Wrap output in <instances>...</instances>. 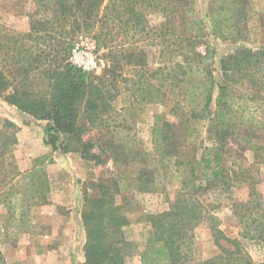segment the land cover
Returning <instances> with one entry per match:
<instances>
[{
    "label": "trees",
    "instance_id": "1",
    "mask_svg": "<svg viewBox=\"0 0 264 264\" xmlns=\"http://www.w3.org/2000/svg\"><path fill=\"white\" fill-rule=\"evenodd\" d=\"M33 2L36 11L27 34L14 37L0 23V61L9 68L0 67V98L49 122L44 144L53 152L78 153L97 163L111 159L115 168H122L131 154L135 162L139 155H147L128 139L123 113L157 103L171 107L174 121L167 115L155 117L152 156L160 164L166 162L164 168L180 174L182 184L168 211L146 216L152 233L139 253L140 264H264L257 263L243 243L264 242V201L253 184H249L247 200L232 203L241 228L234 239L219 228L212 205L198 195L199 173L209 182L224 186L232 182L224 156L227 139L245 142L254 151L264 149V46L256 50L241 47L226 56L217 82L215 51L206 41L203 20L196 15V0ZM154 17L160 22L154 24ZM208 17L215 38L237 42L244 36L249 12L244 0H212ZM84 36H92L97 48L104 51L109 64L102 76H92L69 62L76 41ZM125 37L129 44L123 43ZM141 43L159 49L160 67L153 73L146 71L148 56L139 49ZM201 45L205 54L198 50ZM9 61L14 66H7ZM10 67L17 68L13 81L8 75ZM163 72L162 83L154 84ZM35 81L45 88L37 91ZM122 96L126 106L116 108L115 102ZM205 122L216 142L211 148L201 147L199 141ZM94 131H101L97 142L90 136ZM1 141L0 152L8 154L11 142ZM54 163L52 155L39 157L25 175L22 190L12 185L4 195L2 201H9L14 221L28 217L32 207L49 204L47 167ZM139 171L141 175L134 179L137 191L159 189ZM127 174L126 170L119 179L96 182L93 194L84 196L83 264H126L131 244L123 228L130 225V217L122 180ZM19 194L25 197V204ZM206 222L218 253L195 263L194 233ZM13 226L22 230L18 224ZM0 264H7L1 249Z\"/></svg>",
    "mask_w": 264,
    "mask_h": 264
},
{
    "label": "rangeland",
    "instance_id": "2",
    "mask_svg": "<svg viewBox=\"0 0 264 264\" xmlns=\"http://www.w3.org/2000/svg\"><path fill=\"white\" fill-rule=\"evenodd\" d=\"M196 15L203 20L206 34V41L211 44L215 51L213 60V68L215 70L216 81L221 80V62L222 60L234 53L238 48L245 47L251 49H259L264 46V0H244L246 9L249 12V19L244 28V36L237 42L223 41L212 35V28L208 17L209 6L212 0H196ZM36 11L33 0H0V23L5 27L12 36L17 37L27 34L31 27V16ZM160 22L159 18H153V23ZM121 41V37L118 38ZM90 43L95 46L93 50V60L98 62L99 68L89 72L92 76H102L108 61L104 56V51L97 48L96 40L92 36L80 37L74 48H82L83 44ZM123 43H128L125 37ZM19 45V41L16 42ZM29 46V45H28ZM72 49V50H73ZM139 49L146 52L148 56V66L146 71L155 72L160 66L158 65L159 49L149 47L146 44H139ZM199 52L205 54L206 48L201 45ZM72 52V51H71ZM107 52V51H105ZM15 52L12 55L16 56ZM10 62V61H9ZM70 62V57H69ZM71 63V62H70ZM7 66L12 63H8ZM0 67L8 71L6 63H1ZM8 73L13 81V76L17 68L10 67ZM19 68V67H18ZM17 74V73H16ZM150 75V74H149ZM153 80L154 84H161L164 79V72ZM138 80V77L134 78ZM34 87L37 91L43 90L45 86L41 81H35ZM127 97L129 95H126ZM125 97L122 96L115 102L116 108L126 106ZM171 107L169 104H150L145 105L141 109L137 108L131 113H123L122 119L126 121V127L129 134L128 139L134 142L135 149L141 154L147 152L146 156L140 157L135 162V155L131 154L129 163L122 168H115L111 159H107L104 163H97L82 159L78 153L62 154L53 152L52 149L44 144L46 137V128L49 122L46 120H37L27 113L19 111L15 106H11L0 98V141L1 139L9 140L10 152L3 154L0 152V249L2 250L7 264H41L51 262L55 257L46 250L39 251V243L45 242L46 235H61L59 233V222L50 219V225L46 227L39 224V216L32 215V208L29 210V216L20 222L14 221L15 214L10 209L9 201L5 200L7 192L12 185H17L22 190L25 185V175L31 171L35 165L36 159L44 155H58L62 161H59L60 167L54 169L47 167V172L51 184V192L49 194V204L55 195H61L64 192V199L69 206H83L84 196L93 194L92 185L96 182L106 180H116L120 178L127 170V178L122 180L123 194L126 196L129 204L130 225L123 228V234L126 240L131 244L126 258V264H140L139 253L144 250L147 240L152 233L150 223L146 221V216L150 214H160L168 211L175 201L177 194L180 192L182 184V176L167 165L166 162L160 164L159 159L152 156L153 146L151 144V133L157 115H167L170 121L174 118L170 116ZM15 119V121H12ZM10 122V124H7ZM13 124V125H11ZM106 133L102 131V134ZM101 131H94L91 137L94 142L100 138ZM199 141H202L201 147L215 146L216 142L212 140L209 123L205 122L199 134ZM16 141V143H14ZM2 142V141H1ZM44 147L50 151L44 152ZM130 149H134L133 146ZM98 153L99 151H94ZM202 152V151H200ZM150 155V157H148ZM225 164L228 168V179L232 182L228 185L207 181L201 173L198 174L201 189L198 195L206 204H211L213 214L219 222V228L230 238H238L241 231L238 220L233 214V201L247 200L250 194V185L257 189L264 201V149L254 151L245 142H239L232 138L227 139L224 145ZM146 160V161H145ZM61 163H63L61 166ZM57 164V163H56ZM51 166V165H50ZM141 173H144V180H153L156 182L154 192L137 191V182H134ZM226 175V176H227ZM58 191V192H57ZM4 196V197H3ZM21 201L26 202L23 194L18 195ZM73 200V202H71ZM13 204V203H12ZM62 207V206H59ZM66 208V207H63ZM20 212V209L17 210ZM65 214V210H60ZM14 214V215H13ZM13 223L19 225L22 230L13 229ZM84 227V226H83ZM84 229V228H83ZM85 231V229H84ZM63 238L68 240V234H62ZM86 238V234H85ZM86 243V242H85ZM246 250L257 263L264 262V242L243 241ZM85 246V245H84ZM60 254H67L70 247L64 246L62 250H58ZM64 250V251H63ZM218 253L209 223L206 222L199 226L194 233V249L193 256L195 263L204 259L211 258ZM57 254H55L56 256ZM84 261V257L82 258ZM61 264H81L79 259L73 260L65 257V261Z\"/></svg>",
    "mask_w": 264,
    "mask_h": 264
},
{
    "label": "crops",
    "instance_id": "3",
    "mask_svg": "<svg viewBox=\"0 0 264 264\" xmlns=\"http://www.w3.org/2000/svg\"><path fill=\"white\" fill-rule=\"evenodd\" d=\"M12 121H15L13 119ZM44 152L42 154H45L50 151L49 148L44 147ZM55 160V163L51 166H49L50 169H54V167L59 166V161H62L60 158H58V155L55 154V157H53ZM57 163V164H56ZM63 163H61V166ZM58 192V191H57ZM55 199H52L50 204L44 205V206H35L32 208V215L39 216V224L41 223V227H46L47 225H50V219H55V221L59 222V233L61 235L54 236L52 234L46 235L45 242L39 243V251L42 252L46 250L47 253L51 254L50 257L53 258L51 262H48L47 264H61L65 261V257H68V259L75 260L79 259V263L83 264L84 261H82V258L84 257V245L86 242L85 238V231L82 223L81 218V211L82 207L79 208L77 204L75 206H69L70 204L66 203V199H64V192L61 193V195H55ZM73 202V200L71 201ZM62 206V207H59ZM66 207V208H63ZM64 209L65 214L61 212L60 210ZM43 228V227H42ZM67 232L68 234V240L66 238H63L62 234ZM64 246H69V252L67 254H60L58 250H62ZM64 251V250H63ZM55 254H57L55 256ZM42 263V260L39 259V264Z\"/></svg>",
    "mask_w": 264,
    "mask_h": 264
},
{
    "label": "built area",
    "instance_id": "4",
    "mask_svg": "<svg viewBox=\"0 0 264 264\" xmlns=\"http://www.w3.org/2000/svg\"><path fill=\"white\" fill-rule=\"evenodd\" d=\"M94 49L95 46L88 42L82 48H74L70 54L71 64L87 73L99 68L98 62L93 60Z\"/></svg>",
    "mask_w": 264,
    "mask_h": 264
}]
</instances>
